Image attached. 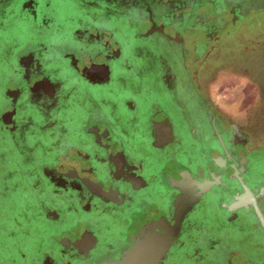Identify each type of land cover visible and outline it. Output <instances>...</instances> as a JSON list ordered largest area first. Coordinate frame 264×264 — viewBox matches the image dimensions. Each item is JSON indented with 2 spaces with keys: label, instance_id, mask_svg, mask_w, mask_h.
Wrapping results in <instances>:
<instances>
[{
  "label": "flooded vegetation",
  "instance_id": "flooded-vegetation-1",
  "mask_svg": "<svg viewBox=\"0 0 264 264\" xmlns=\"http://www.w3.org/2000/svg\"><path fill=\"white\" fill-rule=\"evenodd\" d=\"M262 11L264 0H0V264L113 263L165 226L158 264H264V194L257 209L226 206L243 193L235 172L253 188L264 177L247 160L264 146L215 97L239 79L207 92L190 78L220 33ZM160 17L198 30L156 31ZM233 126L244 144L204 165ZM183 167L212 182L190 179L185 208L170 182Z\"/></svg>",
  "mask_w": 264,
  "mask_h": 264
},
{
  "label": "rangeland",
  "instance_id": "rangeland-1",
  "mask_svg": "<svg viewBox=\"0 0 264 264\" xmlns=\"http://www.w3.org/2000/svg\"><path fill=\"white\" fill-rule=\"evenodd\" d=\"M68 25L67 30H72ZM208 45L198 72V84L207 90L219 78L236 79L216 88L218 105L232 121H241L252 147L264 146V12L250 13L237 27L222 32Z\"/></svg>",
  "mask_w": 264,
  "mask_h": 264
},
{
  "label": "water",
  "instance_id": "water-1",
  "mask_svg": "<svg viewBox=\"0 0 264 264\" xmlns=\"http://www.w3.org/2000/svg\"><path fill=\"white\" fill-rule=\"evenodd\" d=\"M216 13L221 15L223 14V10L221 8L215 9ZM237 19L233 21V23L236 22ZM154 28L156 31H165V30H171V28H175L172 32L180 34L182 37L186 36L187 31L195 32L196 28H186L183 29L181 26L172 25L169 19L166 18H158L156 21H154ZM179 25V24H178ZM179 27V28H178ZM76 30H81L82 28L79 26ZM203 31V28H200ZM83 30V29H82ZM76 31V32H79ZM206 39L207 43H211L213 40V32L208 30L206 31ZM189 35L187 36V38ZM207 43L205 44H197L196 45V51L194 53V57L196 61H200L204 58V53L207 48ZM56 47L63 48L66 47L69 42H62L60 39H57L54 43ZM74 47V46H72ZM192 48V47H191ZM201 68V63H199L190 74V78L194 85L197 86L198 84V72ZM2 72V71H1ZM3 74V72H2ZM78 75L81 77V74L78 72ZM8 78V77H7ZM6 79V78H5ZM39 82V81H38ZM36 82V84H38ZM85 83V82H84ZM14 88V86H13ZM106 112V110H104ZM106 115V114H105ZM107 116V115H106ZM233 134H230L227 138H219L216 143H211L205 148V154L204 157V165L207 167L210 166V164L218 163L221 161H225L228 159L226 158L231 153L238 150L243 144H244V137L239 133L238 128L236 126H233L232 128ZM186 134H188L189 139L191 143L194 144L192 139V134L188 129H186ZM157 146V144L155 143ZM226 156V157H225ZM248 162L252 163L253 165H258L260 168L264 166V152H256L253 154H250L248 157ZM184 171L183 176H176L175 179L170 180L171 182V188H173L175 191H179L184 196V208L188 206L189 201H187L188 196L191 194L192 189L190 186L195 183L194 180L201 178L204 179V173H200L199 178H193V175H190V173L187 171V168ZM183 171V170H182ZM236 176H232L235 181H237V184L239 187H241V190H243L242 194H237L233 198V202L228 206L231 208H237V207H253L254 209H257L255 204L253 203L259 196L264 194V177L263 182L258 185V187L253 188L251 185H247L244 182V179L239 175L238 172H235ZM189 175V176H188ZM263 175H264V167H263ZM194 179V180H190ZM201 183V189L203 192H207L208 188L212 185V182L208 179L200 181ZM214 184V182H213ZM185 192V193H184ZM189 192V193H188ZM253 192H258V195H255ZM168 229V233H162L159 232L160 236L157 234H152L147 236L145 239L138 241L136 245L133 248H130L118 261L116 262H108L105 264H158L159 261L165 256L167 251L169 250L171 243H172V237L174 232L172 233V227L171 226H165ZM158 230V229H157ZM176 232V231H175ZM81 249V248H80Z\"/></svg>",
  "mask_w": 264,
  "mask_h": 264
}]
</instances>
